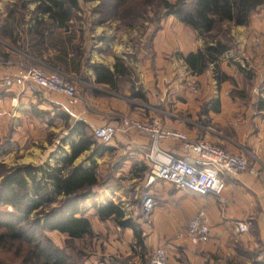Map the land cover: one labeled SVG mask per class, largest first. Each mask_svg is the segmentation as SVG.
I'll return each instance as SVG.
<instances>
[{"label":"crops","instance_id":"0c3cea01","mask_svg":"<svg viewBox=\"0 0 264 264\" xmlns=\"http://www.w3.org/2000/svg\"><path fill=\"white\" fill-rule=\"evenodd\" d=\"M47 16L36 14L30 19L23 16L25 20L19 28L16 22L9 21L18 30L20 38L15 43L21 44V50L7 48L5 51L10 58L0 63V137L10 134L19 147L28 139H39L45 145L46 136L52 132L58 134V139L49 148L50 153L61 144L69 151L70 139L66 136L78 123L85 124L93 132L95 127L104 124L118 127L126 116L146 121L158 112L165 127L182 130L192 140L205 139L243 152L257 169V172L244 170L224 174L217 195H200L177 188L166 180L154 179L147 184L151 168L147 153L151 140L145 132L134 129L117 132L107 143L96 139L73 161V164L84 166L94 163L98 179L89 187L84 202L85 216L94 234L87 238L93 241V250L82 264H110L112 257L128 255L139 264L137 260L145 257V250L159 246L165 247L169 264H225L239 249L253 250L255 247L262 248L259 257L264 259V115L259 108L242 101L246 93L230 91L229 81L242 73L239 66L245 67L235 60L230 63L227 57H233L232 50L208 62L198 73L192 70L185 57L213 43L174 15L162 18L158 28L145 22L143 31L138 32L142 35H138L135 53H131L130 45L124 44V32L120 41L113 42L110 36L115 35L117 27L95 23L96 45L90 51V66L71 73L78 82L82 74L85 77L82 82L86 88L81 90L77 102L69 104L63 94L35 89L20 94L18 105L8 115L6 112L16 88L5 86L4 78L16 74L19 66L27 65L20 62L21 59L39 61V57L35 59L23 50L28 47V29L35 18L46 20ZM7 18V14H0V24L6 23ZM251 20L252 16L249 23ZM247 25L235 26L244 28ZM137 31L133 29L131 33ZM56 32L65 33L61 28ZM88 35L92 37L91 32ZM57 53V49L48 46L43 57ZM116 60L123 62L128 74L117 73L113 86L97 82L92 66L114 71ZM217 73L228 78L218 81ZM190 82H196L200 90L192 91ZM62 124H66L67 131L61 136L58 132ZM71 137L79 138L76 133ZM160 147L170 153L180 152L174 139L162 140ZM44 161L53 163L54 160L49 154L35 164ZM24 162L27 161H18ZM101 176L105 180L100 182ZM145 187L155 195L158 204L144 220L133 216L142 231L141 246L134 244L131 228H120L111 217L100 219L97 207L113 202L130 214L125 205L128 192ZM200 209L208 219L210 238L205 243L192 244L177 234L183 223ZM238 222L246 223L248 230L237 231Z\"/></svg>","mask_w":264,"mask_h":264},{"label":"trees","instance_id":"16d2710c","mask_svg":"<svg viewBox=\"0 0 264 264\" xmlns=\"http://www.w3.org/2000/svg\"><path fill=\"white\" fill-rule=\"evenodd\" d=\"M37 5L34 15L48 14L47 19L35 18L28 29L29 43L23 52L35 59L39 57L50 70L69 73L79 72L88 66L81 45H70L74 34L69 30L71 9H79L77 0H34ZM121 1V0H114ZM129 26L132 19L145 17L144 5L152 3L155 13L152 22L163 16L174 15L179 21L196 30L200 36L210 33L218 24L234 23L247 25L253 12L264 5V0H125ZM143 5V6H142ZM0 25V35L16 42L18 30L11 22L19 23L13 14ZM65 31L64 35L56 29ZM202 49L189 53L185 61L196 72H202L208 62L215 61L229 46L213 41ZM70 45V46H69ZM57 49L52 57H43L47 47ZM10 54L0 49V59ZM38 63V62H36ZM40 67V66H39ZM97 82L115 85L116 74H128L123 62L116 60L114 71L92 66ZM241 72L244 67L239 66ZM217 73L218 81L227 79ZM138 92H134L137 95ZM259 109L264 110V97L259 100ZM66 137L70 139L69 151L59 145L50 153L53 163L24 162L7 166L0 161V264H82L87 254L75 245V240L93 236L90 220L85 216V198L91 185L97 182L96 165L73 164L74 159L96 142L93 132L83 123ZM77 134L79 138L71 136ZM100 219L111 217L120 228H131L135 245L142 246L141 229L134 219L119 205L107 202L97 207ZM57 231L64 235L63 245L56 244L48 235ZM113 264V263H112Z\"/></svg>","mask_w":264,"mask_h":264},{"label":"rangeland","instance_id":"374dc122","mask_svg":"<svg viewBox=\"0 0 264 264\" xmlns=\"http://www.w3.org/2000/svg\"><path fill=\"white\" fill-rule=\"evenodd\" d=\"M169 1L174 2L175 0ZM125 2V0H77L79 9H71L72 18L68 23L70 25L69 30H71V33L75 36V41H71L72 43L70 45H81L82 51L84 52L85 56L84 60L88 62V66H90V51L91 49L95 48L96 45L95 31H97V26L95 25V23H102L103 25L101 26L103 27L109 25L117 27V33L115 32V35L113 36L109 35L113 38L111 40L113 42L120 41V35L122 34V32H124V44L130 45V51L131 53H133L139 42L138 35H142L138 32H142L143 28L146 26L144 23H150L152 24V26H154V28H158L160 26L161 19L165 17L163 16L156 23L152 22L150 19L153 20L155 16L154 14L156 13L154 5L152 3H148L143 7L144 10L142 14H146L145 17H138L136 19L133 18L131 22L133 26H129L130 19L126 18L127 16H125V14H127L126 9H124L126 7V5L124 4ZM36 5L37 2L34 0H0V14H13V16L20 20L19 23L15 24L17 28H19L25 20L23 19V16L25 18L28 17V19L33 17ZM114 22H116L117 24H113ZM133 29L138 31L135 33H131ZM112 31H114V28L112 29ZM89 32L92 33V37L88 35ZM85 33H87V35H85ZM257 37L260 38L259 42L256 41ZM205 38L212 42L221 41L227 44L229 46V50H232L233 53V57H227L230 63H233V60H235L236 62H241L245 65L244 72L237 73L235 78L232 81H229V88L230 91L233 92L246 93L244 94L246 98H243L242 101L259 108V100L264 97V5L253 12L252 20L246 27H237L232 23L227 22L221 23L218 24L210 33H207L205 35ZM1 48H4L5 50L7 48H15L21 50V44L15 42L13 43L10 38L5 37L1 33L0 49ZM107 54H105L104 56H106ZM2 61L3 59H0V63H2ZM20 62L27 64L24 66H40L47 71L58 72V70H50L48 66L42 61H38V63H36L35 61L29 62L27 60L21 59ZM88 66L85 65V67ZM58 73L69 75L70 80L77 88L79 95L81 94V90L86 88L85 84L82 82L84 81L83 78L85 79V77H83V74L79 77L80 82H78L69 72L64 73L63 71H59ZM190 88L192 91L200 90L199 85L196 82H190ZM251 94L253 97H251ZM261 112L264 115V110H262ZM158 114L159 113L156 112V116L160 118ZM66 127V124L61 125V130L58 132L61 136L66 133ZM11 139L12 136L10 134H6L5 136L0 137V161L4 162L7 166L14 165L15 163L17 164L18 161L21 160L36 163L35 161H37L39 158L41 159L43 157H47L51 151L49 150V148H52L53 143L56 141V139H58V134L52 132L48 133V135L46 136L47 143L45 145H42L39 139H28L25 145L19 147V145L17 144V140L14 141ZM105 175L106 174H104V177ZM155 179L161 178L156 177ZM101 180H105V178L101 176L100 182ZM129 212V215L132 218L134 216V218L138 219L137 216H135L131 211ZM49 236L56 244L60 246L63 245L64 235L57 232H50ZM74 243L86 254H88L89 251L93 250V241H90L87 238L84 240H75ZM153 250H145V257L141 260H137V262L139 264H146L147 259L149 258ZM261 251V247H255L253 250L247 248L242 250L239 249L235 256H230L226 259L225 264H264L263 257H259V253ZM109 262L110 264L136 263L129 255L124 257H112Z\"/></svg>","mask_w":264,"mask_h":264},{"label":"built area","instance_id":"2783aa9c","mask_svg":"<svg viewBox=\"0 0 264 264\" xmlns=\"http://www.w3.org/2000/svg\"><path fill=\"white\" fill-rule=\"evenodd\" d=\"M256 41L259 42L260 38L257 37ZM3 82L7 87L16 88L6 112L8 115L12 114L18 105L20 94L35 89L63 94L68 98L69 104L76 103L79 97L78 90L69 75L47 71L38 66L21 65L17 68L16 74L6 76ZM130 129L145 132L151 140L150 150L147 153L151 166L147 184L158 177L189 192L217 195L223 184L222 175L244 170L257 172L245 153L229 150L209 140L189 139L184 131L165 127L156 115L146 121L126 116L121 119L118 127L109 124L95 127L93 135L95 139L107 143L117 132L125 133ZM164 139L177 141L180 152L170 153L163 150L160 142ZM128 193L125 204L128 210L137 218H148L158 204L155 195L148 187L137 192L130 190ZM236 230L245 232L248 226L244 222H238ZM177 235L188 239L192 244L207 242L210 238V227L204 210H198L186 220ZM146 264H169L165 247H156Z\"/></svg>","mask_w":264,"mask_h":264}]
</instances>
